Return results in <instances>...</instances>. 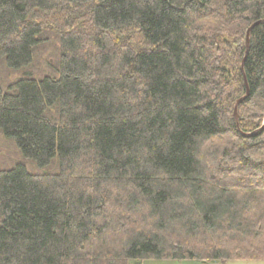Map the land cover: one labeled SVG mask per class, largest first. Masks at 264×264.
Instances as JSON below:
<instances>
[{
  "label": "trees",
  "instance_id": "trees-1",
  "mask_svg": "<svg viewBox=\"0 0 264 264\" xmlns=\"http://www.w3.org/2000/svg\"><path fill=\"white\" fill-rule=\"evenodd\" d=\"M262 19L0 0V264L264 260Z\"/></svg>",
  "mask_w": 264,
  "mask_h": 264
},
{
  "label": "rangeland",
  "instance_id": "rangeland-1",
  "mask_svg": "<svg viewBox=\"0 0 264 264\" xmlns=\"http://www.w3.org/2000/svg\"><path fill=\"white\" fill-rule=\"evenodd\" d=\"M130 264H264V260H229L226 262L207 263L194 260L150 259L140 262L131 261Z\"/></svg>",
  "mask_w": 264,
  "mask_h": 264
},
{
  "label": "water",
  "instance_id": "water-1",
  "mask_svg": "<svg viewBox=\"0 0 264 264\" xmlns=\"http://www.w3.org/2000/svg\"><path fill=\"white\" fill-rule=\"evenodd\" d=\"M261 23H264V19H262V20H260V21H257L256 23L252 24V25L248 28V30H247V36H246V48H247V52H246V56H247V54H248L249 45H250V32H251V30H252V28H253L254 26H256V25H258V24H261ZM245 59H246V57H245ZM245 59H244L243 64H242V69L244 68V62H245ZM245 81H246V78H245ZM248 95H249V88H247V92H246V94L236 102V105H235V108H234V117H235V120H236V122H237V127H238V128H239V124H238V106H239V104H240L242 101H244V100L247 98ZM245 135H249V134H245Z\"/></svg>",
  "mask_w": 264,
  "mask_h": 264
}]
</instances>
